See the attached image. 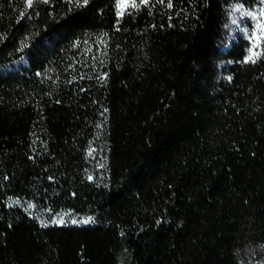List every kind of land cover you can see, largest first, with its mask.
Returning <instances> with one entry per match:
<instances>
[{
  "label": "trees",
  "instance_id": "trees-1",
  "mask_svg": "<svg viewBox=\"0 0 264 264\" xmlns=\"http://www.w3.org/2000/svg\"><path fill=\"white\" fill-rule=\"evenodd\" d=\"M170 3L0 0V264H264V2Z\"/></svg>",
  "mask_w": 264,
  "mask_h": 264
},
{
  "label": "rangeland",
  "instance_id": "rangeland-1",
  "mask_svg": "<svg viewBox=\"0 0 264 264\" xmlns=\"http://www.w3.org/2000/svg\"><path fill=\"white\" fill-rule=\"evenodd\" d=\"M10 65L3 66L1 69H8ZM24 204V203H23ZM26 208L33 209V205L26 204ZM99 216L88 215V214H78L71 212L70 210H61L50 217L46 215L40 217L41 222L47 223H58V224H94L99 221ZM87 221V223H85Z\"/></svg>",
  "mask_w": 264,
  "mask_h": 264
},
{
  "label": "snow or ice",
  "instance_id": "snow-or-ice-1",
  "mask_svg": "<svg viewBox=\"0 0 264 264\" xmlns=\"http://www.w3.org/2000/svg\"><path fill=\"white\" fill-rule=\"evenodd\" d=\"M142 3H147V0H141ZM160 2H163V0H160ZM264 2V0H262ZM28 6L30 7L33 3V0H27ZM84 4L88 3V0H83ZM169 7H171V3L169 0ZM236 11H241L240 9H236ZM25 13H21V16H24ZM242 15L246 16H252L253 18H256V14L252 12H243ZM260 15H264V8L260 9ZM233 23H236L235 20H233ZM257 28L259 29L258 33L257 32H249L248 36L249 39L252 41V48L249 49L250 55L246 58L248 62H255V57L258 55L257 52L254 51V49L258 46L257 42L264 40V24H257ZM87 223V221H85Z\"/></svg>",
  "mask_w": 264,
  "mask_h": 264
}]
</instances>
